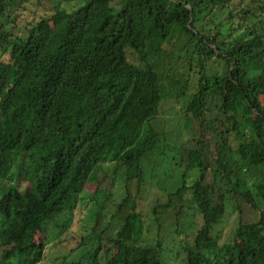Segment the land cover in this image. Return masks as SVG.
<instances>
[{
	"label": "trees",
	"instance_id": "16d2710c",
	"mask_svg": "<svg viewBox=\"0 0 264 264\" xmlns=\"http://www.w3.org/2000/svg\"><path fill=\"white\" fill-rule=\"evenodd\" d=\"M23 1L0 0V263L41 264L47 223L85 203L87 249L60 264H264V0H64L20 22ZM166 80L177 98L192 91L196 138L166 142L159 157L168 166L177 148L179 177L148 200L149 180L173 182L146 166L166 135L153 124ZM107 164L125 171L113 211ZM226 203L238 221L220 243ZM188 210L202 220L183 230ZM164 231L190 240L171 257Z\"/></svg>",
	"mask_w": 264,
	"mask_h": 264
},
{
	"label": "rangeland",
	"instance_id": "374dc122",
	"mask_svg": "<svg viewBox=\"0 0 264 264\" xmlns=\"http://www.w3.org/2000/svg\"><path fill=\"white\" fill-rule=\"evenodd\" d=\"M59 2L65 3L64 0H24L20 5L11 9L10 15L12 13H16L20 15L22 19L20 22H23L26 18L32 16V12H40V13H48L51 11L54 4ZM19 33L23 32L21 28H18ZM213 68L216 70H222V64L218 66V64L213 65ZM193 87L196 85L195 81L192 82ZM166 91L168 97L162 102L159 115L156 120L153 121L154 126L158 131H160L161 136L165 133L166 135L162 137L159 148L156 149L155 155H152L150 159L146 162L147 168H150L153 171V174H156V180H159L163 177L162 167H166V170L169 173L170 180L173 182H164L162 187L156 184L153 186L152 180H149L148 184L143 188V196H150V193H160L161 197L164 192L172 190L174 187V181L179 177V170L176 169V165L179 164V154L176 151L177 148H172L169 153L170 164L163 162L159 157V152L165 149L166 142H169L171 145L183 144L185 142H189L191 144L195 143L196 135L193 124L184 116V107L188 103L191 97L192 91L187 90L186 93L177 98V94L180 90H178V86L175 84H171L168 80H166ZM168 140V141H167ZM169 152V149H167ZM18 172L20 175L17 178L16 185L19 189L25 190L28 183L23 181L24 169L22 168V162L18 164ZM175 168H174V167ZM22 169V170H21ZM114 165L107 164L105 166V172L109 175H115L118 177L116 182L110 184L109 176L107 179L103 178L102 183L99 187L106 188L109 187L111 190L114 189L115 195L114 198L106 202V207L109 211H113L116 203L119 201L120 197L124 194V174L125 171L122 168H117V174H114ZM208 180H212V173H209ZM88 192L93 191L95 189L94 184L87 185ZM101 189V190H103ZM85 203H81L73 213H66L61 216H58L56 219H53L47 223L46 228V238L48 240V244L45 249L44 258L41 261V264H60L62 259L67 256V260L75 259L76 256L80 254L83 250L87 248H83L81 243L84 241H89L88 237L92 232V228L94 227V223L92 219V213L89 209V206L86 208L83 206ZM144 208L147 207V202L143 201L141 204ZM228 209L226 210V214L219 224L215 225L213 228V234L218 238L220 243H225L231 237L233 230L236 228L238 219L236 214H234L235 206L229 203H226ZM242 206V215L241 218L245 221L256 220L259 216V211L254 210L248 204L241 202ZM183 216V230L188 229L190 226L198 228L201 224V214H196L194 216L193 210H188L185 212ZM194 216V217H193ZM146 220L151 222V218L147 217ZM155 231H150L147 233L148 240L150 242L155 241L154 238ZM109 235H114V230L110 228L107 232ZM158 237V236H157ZM158 239L162 240L165 245L169 248V256L172 257V254L178 249V251L182 250V245L190 240V234L188 232H184V234L176 235L174 232L164 231L160 233ZM81 245V246H80ZM89 247L91 244H88ZM179 251V252H180ZM1 258V251H0ZM5 264V262L0 263ZM177 264V263H176Z\"/></svg>",
	"mask_w": 264,
	"mask_h": 264
}]
</instances>
